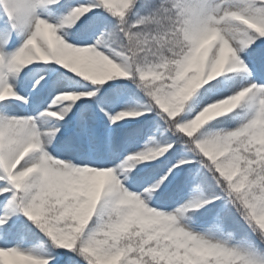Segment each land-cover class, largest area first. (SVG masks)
Returning a JSON list of instances; mask_svg holds the SVG:
<instances>
[{"label": "snow or ice", "instance_id": "snow-or-ice-1", "mask_svg": "<svg viewBox=\"0 0 264 264\" xmlns=\"http://www.w3.org/2000/svg\"><path fill=\"white\" fill-rule=\"evenodd\" d=\"M0 264H264V0H0Z\"/></svg>", "mask_w": 264, "mask_h": 264}]
</instances>
